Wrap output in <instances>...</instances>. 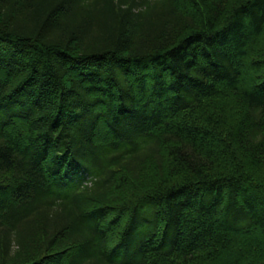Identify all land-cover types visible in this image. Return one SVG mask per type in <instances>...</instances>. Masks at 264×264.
Returning a JSON list of instances; mask_svg holds the SVG:
<instances>
[{
    "label": "trees",
    "instance_id": "1",
    "mask_svg": "<svg viewBox=\"0 0 264 264\" xmlns=\"http://www.w3.org/2000/svg\"><path fill=\"white\" fill-rule=\"evenodd\" d=\"M0 264H264V0H0Z\"/></svg>",
    "mask_w": 264,
    "mask_h": 264
},
{
    "label": "bare ground",
    "instance_id": "2",
    "mask_svg": "<svg viewBox=\"0 0 264 264\" xmlns=\"http://www.w3.org/2000/svg\"><path fill=\"white\" fill-rule=\"evenodd\" d=\"M150 79V78H149ZM103 124V123H102ZM103 128V127H102ZM103 131H105L104 129H102ZM47 176V175H46ZM55 176V175H54Z\"/></svg>",
    "mask_w": 264,
    "mask_h": 264
}]
</instances>
